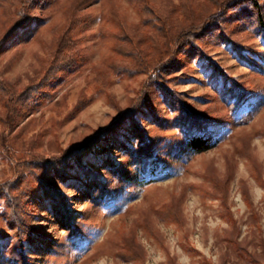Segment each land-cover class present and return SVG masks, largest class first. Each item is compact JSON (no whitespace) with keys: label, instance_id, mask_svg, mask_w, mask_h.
<instances>
[{"label":"rangeland","instance_id":"rangeland-1","mask_svg":"<svg viewBox=\"0 0 264 264\" xmlns=\"http://www.w3.org/2000/svg\"><path fill=\"white\" fill-rule=\"evenodd\" d=\"M227 1L35 0L27 8L30 24L0 49L6 79L19 90L32 83L70 24L75 64L20 106L12 129L0 89V186L21 175L0 193V264H264V33L248 4ZM150 8L169 31L148 19ZM220 9V27L192 43L183 36ZM18 16L12 0H0V38ZM169 60L158 74L167 89L150 85L135 115L106 135ZM191 114L224 121L206 152L182 150ZM95 134L103 141L65 176L36 164L16 171L18 160L51 159ZM147 142L155 151L139 158ZM94 179L119 186L99 199L86 190Z\"/></svg>","mask_w":264,"mask_h":264},{"label":"trees","instance_id":"trees-1","mask_svg":"<svg viewBox=\"0 0 264 264\" xmlns=\"http://www.w3.org/2000/svg\"><path fill=\"white\" fill-rule=\"evenodd\" d=\"M35 0H12V3L17 5V12L19 16L15 18V21L13 25L8 29V31L0 38V49L5 44V42L14 36L13 34L23 25L30 24L28 16H27V8L34 2ZM245 3L248 4L247 8V15L249 19L254 20L259 25V33H264V2L261 0H228L223 5L226 6H233L237 4ZM223 15V10L220 9L212 15L207 21L203 22L202 24H193L194 26L187 31L184 32L183 36L189 37V42H193L192 37H196L197 35H202L207 32L211 33L213 29H215L216 26L221 25V16ZM149 20H155L159 23V26L164 29L165 31H169V26L166 23V18L164 15L155 13L152 8L149 9ZM74 24H70L68 28L64 31L62 35V39L60 41V44L58 45L57 50H53L49 57V62L42 69L36 78L30 83L27 87L19 90L16 87H14L4 76L3 71L0 69V89L3 91L6 101V106L8 108L7 114L4 119V125L5 129H12L14 125V118L16 117L20 106L22 104H25L31 97L39 93L40 88L44 83H46L50 78L54 79L56 77V72L65 66H71L75 64V60L72 57L71 52H69L71 48H69V44L67 43L68 38L66 37V34L68 31L73 28ZM218 28V27H216ZM181 39V38H179ZM196 47V44H193ZM192 45V46H193ZM136 51V52H135ZM140 48L137 46L132 53L140 58L139 60L142 61V65L144 63V55H141ZM129 53V51H127ZM198 55H203L202 52ZM172 60L164 61L160 63L157 67H155V70L150 72L149 79L144 82V86L140 92L139 100L137 101V104L135 105L134 109H127L119 113V115L115 118V120L106 127L105 134L108 136L113 135V130L120 125L123 121H125L127 118H130L134 116L135 108L140 106L143 102L146 101L147 95H148V87L150 85L158 84L162 89H167L163 86V84L159 81L158 74H161L164 71V64L166 67H170L171 64H169ZM141 63V62H140ZM175 62H172V65L174 66ZM168 69V68H167ZM172 69V68H171ZM242 93L239 92V95L237 97L244 96ZM184 122L186 123V128L184 131V151H192L194 153H203L210 149H212L218 142L217 138V130H214L213 127H216L219 124L224 123V121L220 120L218 122H211L209 118L198 116V115H188L186 118H184ZM4 134V132H3ZM101 134V133H100ZM100 134H95L93 136H90L89 139H87L85 142H83L81 145L78 146H71L63 151V153L59 156H54L51 159L46 158H32V160L24 159V160H18L16 166L17 172L21 169H19L22 165H24V168H26V165L31 166L32 164H36L35 166H43L48 169L53 167V170L55 171L56 175L58 177L65 176L67 173V170L72 167L74 164V160L81 161L82 158L86 155L87 152L92 150V147L95 145V143H101L102 137ZM154 145V144H153ZM151 145V143L147 142V148H143L140 152H144V154H140V157H146L148 154H152L154 150V146ZM151 150V151H149ZM148 153V154H147ZM77 165V164H76ZM23 168V167H22ZM24 171V170H23ZM21 172V171H20ZM124 175L128 177L129 179L132 177V175L124 171ZM19 177H21L20 173L17 174V177H15L12 181L8 182L6 185L0 186V193L4 192L5 194L9 193V190L15 186V182L19 181ZM90 179L91 176H90ZM131 180H134V178H131ZM45 184V186H49L50 183H48L46 180H42ZM91 182H88L86 185V190H88V193L90 191L98 189L99 193L97 194V197L99 199H103L105 193L108 191V189L117 188L119 185L114 183H99L97 180H90ZM46 195L48 198H53L55 202V206L57 210L62 212L60 216H58L61 219V222L66 225H69L72 221V217L68 214L66 208L64 210V200L62 198H59L54 193L53 189H47ZM94 197V196H93ZM18 221V218H15Z\"/></svg>","mask_w":264,"mask_h":264}]
</instances>
